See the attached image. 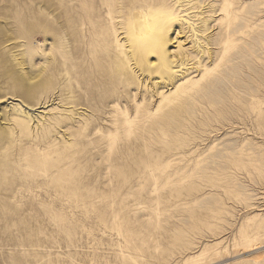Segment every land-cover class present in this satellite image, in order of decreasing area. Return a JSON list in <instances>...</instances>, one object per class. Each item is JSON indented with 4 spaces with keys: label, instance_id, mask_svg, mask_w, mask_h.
I'll return each instance as SVG.
<instances>
[{
    "label": "rangeland",
    "instance_id": "obj_1",
    "mask_svg": "<svg viewBox=\"0 0 264 264\" xmlns=\"http://www.w3.org/2000/svg\"><path fill=\"white\" fill-rule=\"evenodd\" d=\"M0 264H264V0H0Z\"/></svg>",
    "mask_w": 264,
    "mask_h": 264
},
{
    "label": "bare ground",
    "instance_id": "obj_2",
    "mask_svg": "<svg viewBox=\"0 0 264 264\" xmlns=\"http://www.w3.org/2000/svg\"><path fill=\"white\" fill-rule=\"evenodd\" d=\"M235 18V21L237 20L236 19V17H234ZM135 22H136V24H137V26L139 27L138 28V33H139V37H140V39H142V37H141V32L143 33V32H145V31H148V27H147V24H146V21L144 20V18L140 15V16H136L135 17ZM237 29L234 27V29L232 30V31H228L227 33L228 34H231L233 31H236ZM146 39V41L147 42H149L150 41V39L149 38H145ZM208 69H205V71H204V73L207 71ZM204 73H203V75H204ZM203 75L199 78V79H196L195 81H199L202 77H203ZM178 88H179V85L177 86V88H176V90L175 91H177L178 90ZM256 240V239H255ZM255 240H253L252 239V241H250L249 242V247H254V246H256L257 244H258V242L257 241H255ZM248 247V246H247ZM252 249V248H251ZM250 249V250H251ZM218 262V261H217ZM219 263V262H218Z\"/></svg>",
    "mask_w": 264,
    "mask_h": 264
}]
</instances>
